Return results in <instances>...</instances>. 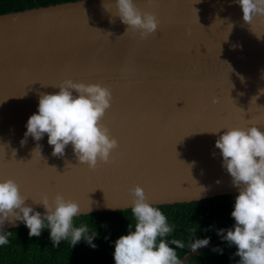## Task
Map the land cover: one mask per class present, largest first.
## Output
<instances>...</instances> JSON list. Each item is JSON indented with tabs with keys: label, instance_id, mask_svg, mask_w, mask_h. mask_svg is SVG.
I'll use <instances>...</instances> for the list:
<instances>
[{
	"label": "water",
	"instance_id": "1",
	"mask_svg": "<svg viewBox=\"0 0 264 264\" xmlns=\"http://www.w3.org/2000/svg\"><path fill=\"white\" fill-rule=\"evenodd\" d=\"M134 3L160 21L147 39L125 34L115 0L0 14V182L14 180L25 206L42 216L44 195L73 200L85 215L131 209L137 185L152 206L239 194L215 144L227 129L264 133V17L248 25L236 0ZM69 79L112 92L102 123L119 148L95 171L71 145L53 156L47 135L21 144L41 94L58 93ZM24 224L6 221L0 230Z\"/></svg>",
	"mask_w": 264,
	"mask_h": 264
},
{
	"label": "clouds",
	"instance_id": "2",
	"mask_svg": "<svg viewBox=\"0 0 264 264\" xmlns=\"http://www.w3.org/2000/svg\"><path fill=\"white\" fill-rule=\"evenodd\" d=\"M236 2L242 9L243 21L248 25L256 17H264V0ZM115 6L117 16L127 26L125 34L132 30L138 32L141 39H147L158 31V17L154 13L142 12L134 0H115ZM73 92L77 95L74 96ZM112 100L108 87L65 80L58 93L41 94L38 114L28 119L25 139L21 144L26 143L28 137L39 142L47 135L48 144L53 147V156L63 157L65 149L71 145L79 164L95 171L101 163H110L112 153L119 148L117 139L102 123ZM213 103L217 104L219 100L214 99ZM215 147L222 154L223 167L233 178V185L239 189L231 213L235 220L234 229L220 230L218 235L238 249L235 255L240 257L239 264H264V133L256 126L247 130L227 129L216 141ZM41 151L42 146L37 143L34 153L41 155ZM129 192L133 197L131 213L135 219V230H132L131 223L129 234L115 242V264H185L178 258L177 251L169 246L184 249V241L164 239L174 231L175 226H170L162 211L148 202L142 187L137 185ZM26 200L21 195L20 185L14 180L0 182V226L3 227L6 221H21L29 229L30 237H40L42 230L50 229L53 247H59L64 240H70L73 247L81 240L94 249L97 247L93 243L97 238L95 230L90 232L87 225L74 227V218L82 215L77 202L65 200L61 195L50 201L44 195L39 202L46 213L42 216L32 207L25 206ZM190 231L195 233L196 229ZM11 235L10 232L0 234V246L8 244ZM209 243L210 238H195L190 239L187 246L195 253Z\"/></svg>",
	"mask_w": 264,
	"mask_h": 264
},
{
	"label": "trees",
	"instance_id": "3",
	"mask_svg": "<svg viewBox=\"0 0 264 264\" xmlns=\"http://www.w3.org/2000/svg\"><path fill=\"white\" fill-rule=\"evenodd\" d=\"M66 1L74 0H0V14ZM238 195H219L199 201L154 206L162 211L170 226H175L174 231L164 239H180L186 245L184 249L169 245L177 251L178 258L191 251L187 246L190 239L210 238L211 241L220 236V230L235 226L231 213ZM73 223L74 227L87 225L90 232L96 231L97 238L93 240L97 246L95 249L84 240L75 247L70 240L61 241L59 247H53L50 229L42 230L40 237H30L24 224L0 230V234L12 233L8 237L9 243L0 246V264H115V242L129 234L131 223L132 230H135L131 209L79 215ZM193 228L195 233L190 231ZM237 251L234 245L223 239L186 259L185 264H239L240 257L235 255Z\"/></svg>",
	"mask_w": 264,
	"mask_h": 264
}]
</instances>
